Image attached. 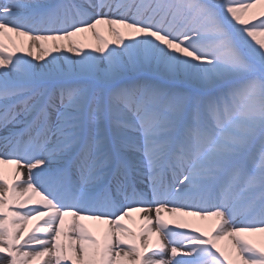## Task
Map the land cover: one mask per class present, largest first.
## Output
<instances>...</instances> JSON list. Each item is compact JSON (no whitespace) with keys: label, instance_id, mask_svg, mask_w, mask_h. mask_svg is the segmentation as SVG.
Segmentation results:
<instances>
[{"label":"snow or ice","instance_id":"snow-or-ice-1","mask_svg":"<svg viewBox=\"0 0 264 264\" xmlns=\"http://www.w3.org/2000/svg\"><path fill=\"white\" fill-rule=\"evenodd\" d=\"M0 264H264V0H0Z\"/></svg>","mask_w":264,"mask_h":264},{"label":"bare ground","instance_id":"bare-ground-1","mask_svg":"<svg viewBox=\"0 0 264 264\" xmlns=\"http://www.w3.org/2000/svg\"><path fill=\"white\" fill-rule=\"evenodd\" d=\"M133 216L135 217L136 216V214H133ZM165 218L166 219H171L170 217H167V215H165ZM189 219H194L195 220V225H197V226H200V227H202L203 229H207L208 227H209V225H210V222H208V221H199L198 219H195V218H189ZM84 223H86L87 224V226H88V228H89V230L90 231H92L95 235H97V237L99 238V228H100V226H98V225H96L95 223H94V226H91V222H84ZM125 223H128V226L129 227H132V228H135V225L134 224H132V223H129V222H125ZM29 226H31V224L29 225ZM254 240H255V242H257V243H259L260 242V240H259V237H255V238H253ZM227 244V242L226 241H222L221 242V245L223 246V245H226Z\"/></svg>","mask_w":264,"mask_h":264},{"label":"rangeland","instance_id":"rangeland-1","mask_svg":"<svg viewBox=\"0 0 264 264\" xmlns=\"http://www.w3.org/2000/svg\"><path fill=\"white\" fill-rule=\"evenodd\" d=\"M91 226H94V223L93 222H91Z\"/></svg>","mask_w":264,"mask_h":264}]
</instances>
